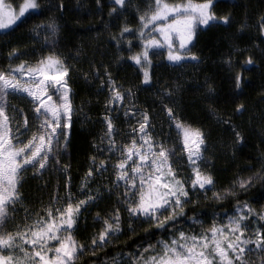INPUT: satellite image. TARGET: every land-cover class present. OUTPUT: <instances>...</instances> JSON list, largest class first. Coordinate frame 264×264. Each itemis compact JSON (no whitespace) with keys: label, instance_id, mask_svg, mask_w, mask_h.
Segmentation results:
<instances>
[{"label":"snow or ice","instance_id":"6c2138e0","mask_svg":"<svg viewBox=\"0 0 264 264\" xmlns=\"http://www.w3.org/2000/svg\"><path fill=\"white\" fill-rule=\"evenodd\" d=\"M110 4L108 15L119 19L130 10L133 0H110ZM216 4L217 0H150L143 8H135L138 28L121 25L111 41L117 50L125 48L130 54L128 59L140 69L141 84L150 87L152 56L166 52L167 61L176 65L188 60L199 62L200 57L192 51L199 32L216 24L231 23V14L217 15ZM97 5L100 6V0ZM41 7L38 0H21L18 5L0 0V32H6L26 13L41 15L42 12L32 11ZM63 9L62 0H57L56 10L63 12ZM257 26L264 40V15L259 17ZM245 28L246 25L241 24V33ZM59 30L55 19L35 24L31 29L33 38L42 40V46L51 51L32 62L22 60L0 68V264H80V257L86 252L91 250L95 254L96 249L122 234L120 208L113 207L110 213L94 216L101 228L90 237L89 243H82L74 235L80 228L82 210L104 200L105 193L111 196L114 192L119 193L117 203L125 209L129 220L154 225L153 231L167 235V239L156 238L146 229L145 240L133 252L119 254L123 257L119 264H264V206L257 210L247 201L237 199L230 212L213 211L207 222L201 218L207 213L194 212L188 216L185 212L187 205L195 207L196 204L190 192L207 193L215 188L216 181L204 167L210 163L204 155L209 132L178 114L175 92L181 88L179 84L160 90L159 106L169 127L175 129L190 169L188 180L173 167L175 147L153 135L155 126L150 113L144 109L134 112L125 104L126 97L129 103L134 97L132 89L119 85L106 65L93 67L92 74L97 79H101L103 69L106 80L101 79V89L106 86L109 93L103 118L105 130L99 138L101 144L94 147L101 155L106 151L109 159L97 160L96 156H90L91 164L77 188L79 195L73 193L67 176L68 166L60 162L75 111L70 84L73 68L55 50ZM126 36L139 40V51H133L132 41L125 39ZM24 54L12 48L8 59L16 60ZM223 62L232 67L231 56ZM253 63L252 56L244 61L245 65ZM84 76L88 78L87 73ZM233 84L237 90L242 88L239 72L233 75ZM214 95L215 89L206 81L202 99L209 101L206 105L209 117L232 131L234 146L242 145L244 135L230 117L218 113ZM9 97L29 101L31 123L24 108ZM261 98L264 99V95ZM114 106L123 107L126 117L136 119L126 136L114 123L111 113L118 112ZM233 111L243 115L247 107L237 104ZM261 118L264 119V110ZM117 136L122 137L119 142ZM112 156L116 157L114 161ZM256 159L260 161L259 171L248 177H237L233 188L247 191L254 180L264 181V155ZM109 167L113 173L111 186L103 185V192L89 187L90 182L96 176H103ZM29 169L34 177L41 179L50 171L63 172L64 191L60 194L58 186L47 204L31 211L24 206V215L18 217V206L24 200L21 187ZM230 196H236L230 188L212 193V199L217 202ZM185 224L191 227L184 228ZM128 227L135 230L131 223ZM153 239L154 244L150 242Z\"/></svg>","mask_w":264,"mask_h":264},{"label":"trees","instance_id":"16d2710c","mask_svg":"<svg viewBox=\"0 0 264 264\" xmlns=\"http://www.w3.org/2000/svg\"><path fill=\"white\" fill-rule=\"evenodd\" d=\"M9 1L15 5L21 2ZM148 2L150 0H133L130 10L124 12L119 19H115L108 15L112 6L110 0H100V6L97 5V0H62L63 12L56 10L57 0H38L42 7L34 12H42L41 15L27 14L13 28L0 32V68L10 63L18 64L22 60L32 62L41 54L51 51L42 46V40L33 38L31 29L41 21L52 19L60 25L55 50L61 53L73 68L70 84L75 109L68 131V143L60 154V162L68 166L67 176L70 177L73 193L79 195L77 188L91 164L90 156H96L97 160L109 159L106 151L101 155L94 147L101 144L99 138L105 130L103 118L109 93L106 86L101 89V79L106 80L103 69L100 72L101 79L92 74V69L101 68L103 64L119 85L132 89L134 97L130 103L126 97L125 104L134 112L137 109L147 110L155 126L153 135H158L169 146L175 147L173 167L178 168L185 180L190 176V169L183 158L175 129L169 127V121L160 109V90L174 88L176 84L181 85L175 92L178 114L195 126L202 125L209 132L208 149L204 155L210 163L204 167L212 173L216 185L207 193L190 192L196 204L195 207L191 204L185 207L188 216H192L194 212L207 213L201 217L207 222L212 218L213 211L230 212L237 199L247 201L253 208L259 210L264 206V181L254 180L252 187L247 191L233 188L232 185L237 177H248L258 172L260 161L256 158L264 155V119L261 118V112L264 110V99L261 98L264 95V40L261 39L257 26L259 17L264 15V0H217V15L231 14V23L216 24L199 32L195 46L192 47V51L200 57L199 62L189 60L182 65H176L167 62L163 55L152 56L150 87L141 84L140 69L128 59L130 54L125 48L117 50L111 41V36L119 33L121 25L127 24L133 29L138 28V21L134 15L135 8L137 6L143 8ZM241 24L246 25L243 33L240 31ZM125 39L132 41L133 51H139V40L135 36H126ZM12 48H17L25 54L10 61L8 53ZM228 56H231L233 61L231 68L223 62ZM248 56L253 58L254 63L251 65L244 64ZM236 72L242 77V88L239 90L235 89L233 84V75ZM85 73L88 74L87 79ZM206 81L215 89L213 99L216 101L218 113L230 117L232 123L237 125L238 130L244 135L245 142L242 145L234 146L232 131L209 117L206 108L209 101L202 99ZM10 100L24 108L31 122L32 116L27 110L29 104L26 100L23 97H11ZM237 104H244L247 107L243 115L234 113ZM114 107L118 108V112L111 113L114 123L126 136L129 126L136 124V119L126 117L123 107ZM116 139L119 142L122 137L117 136ZM115 159V156L111 157L112 161ZM65 178L61 171H50L41 179L34 177L32 170L29 169L24 174L21 187L24 200L18 206V217L23 216L24 206L31 211L47 204L58 186L60 194H63ZM112 179L113 173L109 167L103 176H96L89 187L100 188L103 192L102 186H111ZM224 188L232 189L236 193L235 198L230 196L219 202L213 200V191H222ZM118 196V192L111 196L105 193L104 200L97 205L89 206L87 210H82L80 228L74 233L82 243H89L90 237L101 228V224L94 221V216L97 213L101 215L110 213L113 207L120 208L122 234L113 237L112 242L105 247L96 249L95 254L91 250L86 252L80 257V264H113L114 258L116 264H119L123 260L119 254L133 252L145 240L146 229L156 238L167 239V235L153 231L154 225L129 220L125 209L117 203ZM129 223L134 231L129 230ZM189 227L191 225H184V228ZM150 242L154 244L155 239Z\"/></svg>","mask_w":264,"mask_h":264},{"label":"rangeland","instance_id":"374dc122","mask_svg":"<svg viewBox=\"0 0 264 264\" xmlns=\"http://www.w3.org/2000/svg\"><path fill=\"white\" fill-rule=\"evenodd\" d=\"M7 2H8V3H11L9 0H7ZM20 3H21V2H20ZM11 4H13V3H11ZM37 10H38V9H37ZM37 10H32V11H37ZM27 14H28V13H26L25 16H26ZM25 16H24V17H25ZM24 17H22L21 19H23ZM21 19H20V20H21ZM20 20H19V21H20ZM19 21H17V23H18ZM17 23H16V24H17ZM16 24H15V25H16ZM15 25H14V26H15ZM14 26H12L11 28H13ZM11 28H10V29H11ZM8 30H9V29H8ZM161 55H163V57H165V59H166V55H167L166 52H164V53L161 54ZM159 56H160V55H159ZM151 58H152V57H151ZM166 60H167V59H166ZM188 61H189V60H188ZM167 62H168V61H167ZM169 63H171V62H169ZM10 98H11V97H9V99H10ZM24 100H26V102L29 104V105H28V109H27V110H29V109L31 108V105H30V103H29V101H28L27 99L24 98ZM30 123H31V122H30ZM62 143H63V141H62ZM189 177H190V176H189ZM189 177H187V179H189ZM55 193H56V191H55ZM50 197H51V196H50ZM20 214H21V213H20ZM16 215L18 216V213H16ZM22 215H24V213H23ZM20 217H22V216H20ZM197 230H198V229H197Z\"/></svg>","mask_w":264,"mask_h":264}]
</instances>
